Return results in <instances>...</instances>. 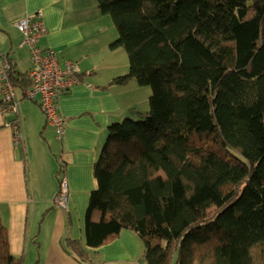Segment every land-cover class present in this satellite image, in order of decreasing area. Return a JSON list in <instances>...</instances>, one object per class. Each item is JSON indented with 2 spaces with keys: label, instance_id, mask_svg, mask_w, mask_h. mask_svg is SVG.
<instances>
[{
  "label": "trees",
  "instance_id": "1",
  "mask_svg": "<svg viewBox=\"0 0 264 264\" xmlns=\"http://www.w3.org/2000/svg\"><path fill=\"white\" fill-rule=\"evenodd\" d=\"M96 3L116 30L110 50L128 59L113 83L150 96L108 126L85 245L66 246L88 260L87 248L130 230L145 264H264V0ZM10 77L21 93L31 86ZM0 264H23L1 222Z\"/></svg>",
  "mask_w": 264,
  "mask_h": 264
},
{
  "label": "crops",
  "instance_id": "2",
  "mask_svg": "<svg viewBox=\"0 0 264 264\" xmlns=\"http://www.w3.org/2000/svg\"><path fill=\"white\" fill-rule=\"evenodd\" d=\"M37 12L47 30L39 47L52 49L59 63H76L79 82L57 99V113L64 119L61 137L24 91L15 89L22 145L14 144L5 126L14 115L0 110V222L9 252L22 257L23 264H145L142 240L130 230L97 249L87 248L88 260L66 246L67 240L85 245V213L97 188L93 168L107 128L132 110L145 111L138 97L143 89L132 80L113 83L127 73L128 59L123 49L110 50L117 34L111 25L108 34L101 26L96 0H0V55L12 62L15 77L29 75L32 66L16 23ZM62 177L68 184L65 211L55 204Z\"/></svg>",
  "mask_w": 264,
  "mask_h": 264
},
{
  "label": "built area",
  "instance_id": "3",
  "mask_svg": "<svg viewBox=\"0 0 264 264\" xmlns=\"http://www.w3.org/2000/svg\"><path fill=\"white\" fill-rule=\"evenodd\" d=\"M22 34L20 46L28 49L31 70L29 78L31 86L24 91V98L36 101L44 114L48 125L55 129L57 137L64 132V119L57 113V99L79 82L77 64L67 60L59 63L56 53L52 49L43 50L38 42L47 30L40 12L26 15L16 23ZM13 65L4 55H0V100L2 112L9 111L14 118L5 123L12 132L14 144L22 145L24 142L21 124L18 117L19 102L11 81ZM55 204L60 210L68 207V184L65 177L59 179L58 192Z\"/></svg>",
  "mask_w": 264,
  "mask_h": 264
},
{
  "label": "rangeland",
  "instance_id": "4",
  "mask_svg": "<svg viewBox=\"0 0 264 264\" xmlns=\"http://www.w3.org/2000/svg\"><path fill=\"white\" fill-rule=\"evenodd\" d=\"M98 14L100 17H102V19H104L103 21H101V26L105 29V32L108 34L110 33V28L108 27L109 25H111V27L115 30L114 25L110 19L109 16H105L102 15L99 11ZM121 50V49H120ZM125 56V53L123 52V54ZM120 57V56H119ZM133 81V80H132ZM136 85H138L135 81H133ZM139 86V85H138ZM141 89H143V95L141 92H138V97L140 98L142 96L141 102L145 101V109L144 110H148V99H149V94H150V88L149 87H144V86H139Z\"/></svg>",
  "mask_w": 264,
  "mask_h": 264
}]
</instances>
